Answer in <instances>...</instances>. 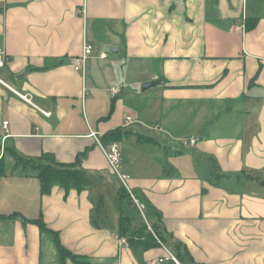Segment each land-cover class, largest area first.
<instances>
[{"label": "crops", "instance_id": "crops-1", "mask_svg": "<svg viewBox=\"0 0 264 264\" xmlns=\"http://www.w3.org/2000/svg\"><path fill=\"white\" fill-rule=\"evenodd\" d=\"M0 42V264H59L40 214L80 260L158 264L102 213L121 182L97 140L116 129L118 173L192 264H264V0H4ZM12 152L77 161L87 188L41 195Z\"/></svg>", "mask_w": 264, "mask_h": 264}, {"label": "trees", "instance_id": "trees-1", "mask_svg": "<svg viewBox=\"0 0 264 264\" xmlns=\"http://www.w3.org/2000/svg\"><path fill=\"white\" fill-rule=\"evenodd\" d=\"M119 133V129L109 131L99 138V142L102 145L117 142L119 139ZM12 157L14 159V163L11 171L29 170L31 174L38 179L39 192L41 195L49 194L53 187L63 189L64 195H66L69 190L81 192L87 188V172L80 168L77 161L71 163L57 162L53 155L49 153H43L39 157H26L19 155L16 152H12ZM3 174V161L0 160V176ZM116 192L118 196V213L116 226L113 230L116 238L125 239L127 246L135 256H138L147 250L161 247V244L157 241L159 240L171 251L180 263L192 264L191 257L186 247L180 241L172 240L162 229L160 214L158 212L153 213L156 217L155 221H148L147 217L148 214L150 215V210L143 202L145 204V216L155 235L154 236L148 230L142 216L137 212L136 208L132 204L129 195L122 184H120ZM124 209L129 211L125 213ZM18 216L19 215L17 213H12L5 217ZM22 220L25 222L27 221L24 218H22ZM28 221L36 224L41 232H48L53 236L54 245L59 258V264H65L67 260H70L74 264H91L90 262L80 260V256L70 252L61 243L58 232L51 230L46 226L41 214L36 219ZM92 222L95 223V226H98L96 220H92ZM160 257L161 256L158 258ZM158 258V264H175L170 259L158 262Z\"/></svg>", "mask_w": 264, "mask_h": 264}, {"label": "built area", "instance_id": "built-area-1", "mask_svg": "<svg viewBox=\"0 0 264 264\" xmlns=\"http://www.w3.org/2000/svg\"><path fill=\"white\" fill-rule=\"evenodd\" d=\"M4 0H0V4L3 3ZM92 51V45L89 44L88 42L84 41L83 42V45H82V52H81V55L75 59H73L72 61V64H73V67L76 71H80V70H83V65H84V61L86 59V57L91 53ZM7 61V56H6V53H5V49H4V45L2 42H0V67H3L5 65ZM120 90H121V86L120 85H113L109 88V94L114 97L116 95H118L120 93ZM20 97L26 99V96H23V95H20ZM28 100V99H26ZM44 114L48 115V113L44 112ZM132 116L130 114H126L124 116V119H125V122H131L132 121ZM7 124L8 122L7 121H4L2 123V127L4 130H6V127H7ZM153 130H159L160 129V126L158 125H154L152 127ZM91 135H95L94 132H91ZM98 143H99V140H97ZM196 142V138L195 137H190V138H183L179 141L180 145L182 147H188V146H192L194 145ZM105 157H106V160L109 164V166L111 167V169L113 170L114 173H116L120 179V182L121 184L123 185V187L126 189L130 199H131V202L132 204L134 205V207L136 208L137 212L142 216L144 222L146 223V226L148 228V230L154 235L147 219H146V216H145V204L143 202H141L136 196L135 194L132 192V190L127 186L126 184V177L124 176H121L119 173H118V166H119V162H120V157H121V152L119 150V147H118V143L117 142H111L107 145H102L101 143H99ZM155 236V235H154ZM119 239V238H118ZM157 239V238H156ZM120 241L123 243V244H126L127 245V242L125 241V239L123 238H120ZM160 244H161V247L164 248L165 250V255L158 258V262H162L163 260H167V259H170L172 260L175 264H182L180 263L176 257L171 253V251L166 248L159 240H157Z\"/></svg>", "mask_w": 264, "mask_h": 264}, {"label": "rangeland", "instance_id": "rangeland-1", "mask_svg": "<svg viewBox=\"0 0 264 264\" xmlns=\"http://www.w3.org/2000/svg\"><path fill=\"white\" fill-rule=\"evenodd\" d=\"M118 170H119V172L121 171V169H119V168H118ZM113 192L107 191L104 195H102L103 196L102 197L103 203L101 204L102 213L104 216H106V218L109 221H113L115 218H117V213H118V211H117L118 197H117L115 191H113ZM147 218H148V221L149 220L152 221L149 214H148Z\"/></svg>", "mask_w": 264, "mask_h": 264}, {"label": "water", "instance_id": "water-1", "mask_svg": "<svg viewBox=\"0 0 264 264\" xmlns=\"http://www.w3.org/2000/svg\"><path fill=\"white\" fill-rule=\"evenodd\" d=\"M111 50H112V51H116V48H112ZM105 51L108 52V48H106ZM153 84H154L153 82H145V83H143V84L141 85V89L144 90V89H146V88L152 86Z\"/></svg>", "mask_w": 264, "mask_h": 264}]
</instances>
